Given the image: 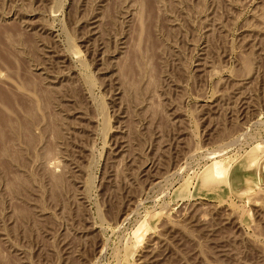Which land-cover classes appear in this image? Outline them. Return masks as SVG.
<instances>
[{"label":"rangeland","instance_id":"374dc122","mask_svg":"<svg viewBox=\"0 0 264 264\" xmlns=\"http://www.w3.org/2000/svg\"><path fill=\"white\" fill-rule=\"evenodd\" d=\"M262 168L264 0H0V264H264Z\"/></svg>","mask_w":264,"mask_h":264},{"label":"bare ground","instance_id":"6f19581e","mask_svg":"<svg viewBox=\"0 0 264 264\" xmlns=\"http://www.w3.org/2000/svg\"><path fill=\"white\" fill-rule=\"evenodd\" d=\"M147 5H149V4H147ZM151 5V4H150ZM262 171H264V169L262 168Z\"/></svg>","mask_w":264,"mask_h":264}]
</instances>
